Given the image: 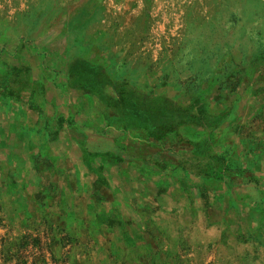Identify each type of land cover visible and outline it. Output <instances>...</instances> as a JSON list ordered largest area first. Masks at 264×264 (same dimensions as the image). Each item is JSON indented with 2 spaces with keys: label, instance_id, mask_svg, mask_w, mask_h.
I'll return each mask as SVG.
<instances>
[{
  "label": "rangeland",
  "instance_id": "374dc122",
  "mask_svg": "<svg viewBox=\"0 0 264 264\" xmlns=\"http://www.w3.org/2000/svg\"><path fill=\"white\" fill-rule=\"evenodd\" d=\"M144 3L68 51L76 110H0V264H264V0Z\"/></svg>",
  "mask_w": 264,
  "mask_h": 264
},
{
  "label": "crops",
  "instance_id": "0c3cea01",
  "mask_svg": "<svg viewBox=\"0 0 264 264\" xmlns=\"http://www.w3.org/2000/svg\"><path fill=\"white\" fill-rule=\"evenodd\" d=\"M144 2L148 0H20V9H17L13 8V0H3L0 8V61L3 62L0 65L3 68L7 65L9 83L3 84L0 110H24L22 122L29 121V115L33 122H39L36 111L32 114L29 110H38L42 116L47 110L48 118L53 117V110H76L75 93L63 90L68 51L83 43L93 46L92 42H99L111 30L119 33L115 26L139 18ZM12 50L21 56L17 65L31 68L32 84L38 83L40 88L32 85L13 91ZM13 114L9 113L1 124L4 135L6 126L15 123Z\"/></svg>",
  "mask_w": 264,
  "mask_h": 264
}]
</instances>
